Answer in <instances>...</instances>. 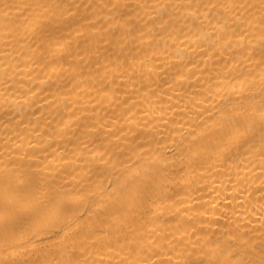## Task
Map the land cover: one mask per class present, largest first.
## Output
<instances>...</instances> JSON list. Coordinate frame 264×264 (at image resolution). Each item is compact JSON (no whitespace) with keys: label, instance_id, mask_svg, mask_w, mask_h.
Returning <instances> with one entry per match:
<instances>
[{"label":"bare ground","instance_id":"obj_1","mask_svg":"<svg viewBox=\"0 0 264 264\" xmlns=\"http://www.w3.org/2000/svg\"><path fill=\"white\" fill-rule=\"evenodd\" d=\"M0 264H264V0H0Z\"/></svg>","mask_w":264,"mask_h":264}]
</instances>
